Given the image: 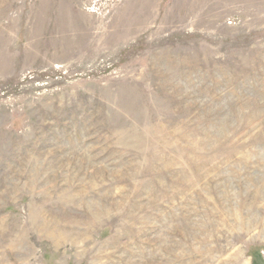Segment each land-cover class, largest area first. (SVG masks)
Here are the masks:
<instances>
[{
  "label": "rangeland",
  "instance_id": "rangeland-1",
  "mask_svg": "<svg viewBox=\"0 0 264 264\" xmlns=\"http://www.w3.org/2000/svg\"><path fill=\"white\" fill-rule=\"evenodd\" d=\"M0 264H264V0H0Z\"/></svg>",
  "mask_w": 264,
  "mask_h": 264
}]
</instances>
